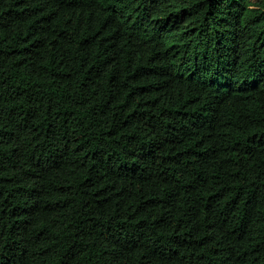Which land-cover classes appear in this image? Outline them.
<instances>
[{"label": "trees", "instance_id": "1", "mask_svg": "<svg viewBox=\"0 0 264 264\" xmlns=\"http://www.w3.org/2000/svg\"><path fill=\"white\" fill-rule=\"evenodd\" d=\"M0 264H264V0H0Z\"/></svg>", "mask_w": 264, "mask_h": 264}]
</instances>
